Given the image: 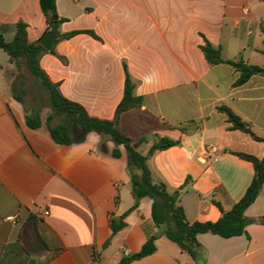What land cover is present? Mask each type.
Listing matches in <instances>:
<instances>
[{
  "label": "crops",
  "instance_id": "1",
  "mask_svg": "<svg viewBox=\"0 0 264 264\" xmlns=\"http://www.w3.org/2000/svg\"><path fill=\"white\" fill-rule=\"evenodd\" d=\"M56 3L65 19L58 31L93 30L102 41L81 34L57 43L55 54L40 58L50 80L91 117L113 120L124 95L126 63L144 104L120 116L119 130L142 140L143 155L157 139L180 140V146L150 158L153 176L171 192L190 179L181 196L187 219L218 221L213 200L230 210L254 177L253 165L232 152L262 158L264 142L230 130L217 108L229 107L264 138V76L235 86L239 73L228 64L209 65L200 46L204 36L225 61L264 66V0ZM19 21L28 25L30 42L47 32L40 0H0V34L6 40L13 39ZM0 88V264H118L126 251L140 252L159 232L151 199H142L125 217L124 229L114 236L111 230V220L135 204L124 147L113 157L114 143L96 132L81 143L57 144L45 126H27V109L7 76ZM245 214L264 218V185ZM9 216L19 221L9 222ZM246 230L229 239L198 235L206 264H264V225ZM156 247L130 264H195L165 236Z\"/></svg>",
  "mask_w": 264,
  "mask_h": 264
},
{
  "label": "trees",
  "instance_id": "2",
  "mask_svg": "<svg viewBox=\"0 0 264 264\" xmlns=\"http://www.w3.org/2000/svg\"><path fill=\"white\" fill-rule=\"evenodd\" d=\"M40 7L48 24L47 32L54 24H57L59 27L65 21V19L60 18L58 15L56 0H40ZM15 28L16 32L11 41L6 40L0 34V51L6 53L10 63L15 64L17 68H20L22 61L25 62L29 72L47 91L52 109V113L47 116L45 123L39 112L29 113L27 110V126L33 130L45 126L53 140L60 145L81 143L85 140L89 132H96L103 140L109 139L114 143L115 149L112 152L113 157L119 158L121 156L119 147H124L127 152L128 170L131 174L132 194L135 199V204L128 212L120 217V220H111L112 236L126 227V223L124 222L125 217L131 211L138 208L142 199L149 198L152 201V218L155 225L159 228L158 234L150 238L143 245L140 252L130 256H124L118 264H130L132 261L153 254L157 250L156 241L160 236H165L176 243L183 252L187 253L193 259L195 264H206L204 250L199 243L198 235L210 233L229 239L245 235L247 233L246 228L250 224L257 223L264 225V218L252 219L245 214L263 189L264 157L259 158L248 153L232 152L233 155L250 162L254 167V177L245 195L230 210H226L221 203L213 200V203L221 213L218 221L191 223L187 219L185 210L181 204V196L189 184L190 179H187L185 184L179 189L171 192L164 182L154 178L149 167V160L155 153L180 146L181 141L167 137L157 139L154 141L148 154L143 155L139 151V145L142 143V140L135 142L131 137L123 134L118 128L119 118L124 112L133 108H139L144 104V98L135 95L136 84L129 73L127 64H123L126 76L124 95L116 109L114 119L101 120L94 118L88 114L87 110L81 104L65 98L59 90V85L54 84L42 69L40 58L47 51L41 46L40 41H29L28 25L23 21H19ZM81 34H86L98 41H102L93 30H74L67 33H61L59 31L60 38L55 42L53 49L49 52L55 54V46L57 43L62 40L72 39ZM203 39L204 43L200 48L209 65L218 66L228 64L239 73L235 86H241L247 83L254 76H264V66L248 64L243 60L225 61L222 58L221 49L214 47L204 36ZM21 94H25V90H22ZM14 97L24 103L19 94L15 93ZM217 110L227 116V121L230 123V130L241 131L255 141L264 142V138L257 136L253 132L251 125L238 116L232 109L227 106H220ZM55 115L60 116L63 121L52 125V120ZM70 123L76 126L75 132L70 130ZM178 129L185 133V129L182 126H179ZM102 147L104 148V142ZM137 171H141L142 175L139 176Z\"/></svg>",
  "mask_w": 264,
  "mask_h": 264
},
{
  "label": "rangeland",
  "instance_id": "3",
  "mask_svg": "<svg viewBox=\"0 0 264 264\" xmlns=\"http://www.w3.org/2000/svg\"><path fill=\"white\" fill-rule=\"evenodd\" d=\"M8 64H11L8 55L0 51V83L2 84L3 77L7 76L10 79L11 87L23 99L29 113L39 112L45 123L47 116L52 113L47 91L29 72L24 61L21 62L20 68H17L15 64H11V69L7 70ZM22 89L25 90V94H21ZM62 121L63 119L60 116L55 115L52 125ZM69 127L72 132H75L76 126L74 124L70 123Z\"/></svg>",
  "mask_w": 264,
  "mask_h": 264
},
{
  "label": "water",
  "instance_id": "4",
  "mask_svg": "<svg viewBox=\"0 0 264 264\" xmlns=\"http://www.w3.org/2000/svg\"><path fill=\"white\" fill-rule=\"evenodd\" d=\"M60 35L58 31V25L54 24L52 28L44 34V36L40 39L41 46L46 51H51L54 47V44L57 40H59ZM139 176L142 175L141 171H137Z\"/></svg>",
  "mask_w": 264,
  "mask_h": 264
},
{
  "label": "built area",
  "instance_id": "5",
  "mask_svg": "<svg viewBox=\"0 0 264 264\" xmlns=\"http://www.w3.org/2000/svg\"><path fill=\"white\" fill-rule=\"evenodd\" d=\"M244 13H245V14H248V11L245 10ZM49 214H50L49 211H45V212H43V215H44V216H49ZM7 221L12 222V223H16V222L19 221V217H18V216H9V217L7 218ZM125 256H130L129 252L126 251V252H125Z\"/></svg>",
  "mask_w": 264,
  "mask_h": 264
}]
</instances>
